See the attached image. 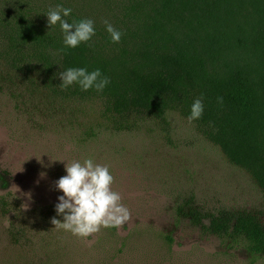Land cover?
<instances>
[{
  "label": "trees",
  "instance_id": "trees-1",
  "mask_svg": "<svg viewBox=\"0 0 264 264\" xmlns=\"http://www.w3.org/2000/svg\"><path fill=\"white\" fill-rule=\"evenodd\" d=\"M57 5L72 9L62 16L68 23L94 22L89 42L61 52L64 34L46 15ZM105 21L123 34L119 43ZM68 68L99 69L110 82L102 92L78 84L61 90ZM0 81L57 111L91 114L102 127L153 128L166 137L168 112L188 119L202 98L196 130L264 193V0H0ZM6 186L0 176V192ZM189 215L200 222L199 212ZM208 216L213 233L264 255L256 214Z\"/></svg>",
  "mask_w": 264,
  "mask_h": 264
},
{
  "label": "rangeland",
  "instance_id": "rangeland-1",
  "mask_svg": "<svg viewBox=\"0 0 264 264\" xmlns=\"http://www.w3.org/2000/svg\"><path fill=\"white\" fill-rule=\"evenodd\" d=\"M167 117V137L115 131L0 81V264H264L238 237L213 233L208 216L249 212L264 224V193L191 121L176 111ZM88 158L108 166L131 219L79 238L50 221L63 222L55 182L65 164Z\"/></svg>",
  "mask_w": 264,
  "mask_h": 264
},
{
  "label": "clouds",
  "instance_id": "clouds-1",
  "mask_svg": "<svg viewBox=\"0 0 264 264\" xmlns=\"http://www.w3.org/2000/svg\"><path fill=\"white\" fill-rule=\"evenodd\" d=\"M72 9L57 5L50 9L47 15L49 27L59 23L64 34L61 52L74 49L81 43H87L95 35L94 22L83 19L68 23L62 18L68 17ZM106 31L113 43H119L122 33L105 21ZM61 90H66L73 84H78L82 91L95 89L102 92L109 84V79L102 76L99 69L89 72L86 68H68L60 72ZM222 103V98H218ZM204 112L202 98H197L191 105L189 121L200 119ZM39 160V159H38ZM61 161V160H59ZM66 175L55 182L56 189L63 195L58 197L55 205L57 216H63V222L56 217L51 218L54 228L71 232L79 238H87L98 233L101 228L120 229L130 221L129 209L121 203V195L112 190L114 177L108 166L94 163L93 159L72 161L65 164Z\"/></svg>",
  "mask_w": 264,
  "mask_h": 264
}]
</instances>
